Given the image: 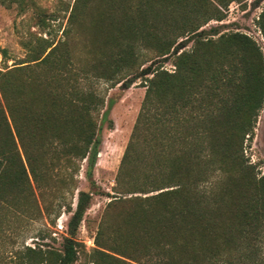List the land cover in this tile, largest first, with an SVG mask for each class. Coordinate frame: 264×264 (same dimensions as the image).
Wrapping results in <instances>:
<instances>
[{
    "label": "trees",
    "instance_id": "trees-1",
    "mask_svg": "<svg viewBox=\"0 0 264 264\" xmlns=\"http://www.w3.org/2000/svg\"><path fill=\"white\" fill-rule=\"evenodd\" d=\"M151 1L144 0L145 7L140 8L141 22L155 21ZM217 3L228 5L224 0ZM200 7L188 2L178 9L177 1L171 0L161 40L155 39V29L145 31L151 37L143 43H126L116 60L118 72L135 70L139 69L140 45L156 48L159 58L175 47L177 70L169 72L152 64L142 69V75H155L148 78L118 180L124 185L129 173L133 182L116 190L132 195H117L110 204H140L133 216L144 224L146 218L151 219L154 264H264V176L257 177L243 152L264 106V53L241 32L205 37V30L200 29L212 20H222L225 14L218 5ZM178 11L180 21L172 22ZM138 27L129 22V30L136 32ZM261 27L264 34V11ZM180 37L194 40L192 51L180 52ZM0 87L4 98V102L0 100L2 220L36 202L34 185L44 195L54 160L62 155L73 169L88 158L100 142L105 99L93 91L77 99L76 87L59 86L39 94L33 90L26 94L22 88L13 92L4 84ZM91 199L90 193L80 191L69 223L71 236L63 250L26 247L22 263L73 264L78 258L74 235ZM160 228L165 229L160 232ZM98 253L108 264H124L110 253Z\"/></svg>",
    "mask_w": 264,
    "mask_h": 264
},
{
    "label": "rangeland",
    "instance_id": "rangeland-1",
    "mask_svg": "<svg viewBox=\"0 0 264 264\" xmlns=\"http://www.w3.org/2000/svg\"><path fill=\"white\" fill-rule=\"evenodd\" d=\"M176 1L178 9H184L188 2L201 7L220 6L224 18L203 26L200 30H205V37L216 39L224 33L241 32L250 36L264 53L261 27L264 0H224L227 6L219 5L217 0H211L213 4L202 0ZM143 2L0 0V86H10L13 92L22 88L26 94L31 90L36 94L49 93L59 86L76 87L77 99L86 91L96 92L105 99L100 114V142L88 158L73 169L62 155L59 161H50L44 195L33 183L36 202L25 211L0 218V264H23L26 247L63 250L66 238L71 236L69 223L77 209L80 191L90 193L92 199L74 235L78 258L73 264H108L98 253L100 250L117 256L124 264H154L150 253L155 243L150 234L151 219L146 218L144 224L140 217L133 216L139 209L138 203L110 204L117 195L123 198L132 195L118 194L116 190L131 184L129 173L124 185L118 180L145 99L148 78L155 75H142V69L152 64L169 72L177 70L175 47L165 58H159L156 48L140 45L139 69L118 72L116 60L126 43H143L151 37L144 32L154 29L155 39L160 41L165 32L171 0L151 1L156 10L155 21L151 18L141 22L139 11L145 7ZM177 16L172 22L180 21L179 11ZM129 22L139 26L136 32L129 30ZM179 43H183L180 52L192 51L195 44L188 37L178 38ZM55 46L58 48L49 54ZM244 87L248 86L241 89ZM0 100L4 102L1 87ZM187 149H190L189 144ZM243 152L257 177L264 176V106L254 136H247ZM221 185L226 186V182ZM226 200L230 202L231 197L227 196ZM164 229L160 228V232ZM109 264L120 263L111 261Z\"/></svg>",
    "mask_w": 264,
    "mask_h": 264
}]
</instances>
